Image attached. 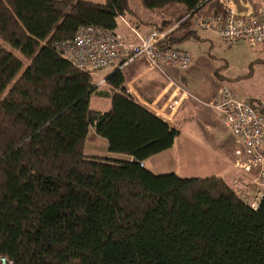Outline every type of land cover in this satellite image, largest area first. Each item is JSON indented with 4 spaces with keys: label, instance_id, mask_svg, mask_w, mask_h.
Wrapping results in <instances>:
<instances>
[{
    "label": "trees",
    "instance_id": "obj_1",
    "mask_svg": "<svg viewBox=\"0 0 264 264\" xmlns=\"http://www.w3.org/2000/svg\"><path fill=\"white\" fill-rule=\"evenodd\" d=\"M104 1L0 0V84L18 53L28 59L0 90V256L13 264H264V199L252 209L219 175L153 174L143 162L180 131L126 93L121 69L98 86L55 49L84 26L113 31L132 12L129 0ZM140 3L183 9L158 29L225 10L222 0ZM160 47H174L170 36ZM95 95L110 107L92 109ZM89 128L110 155L85 153Z\"/></svg>",
    "mask_w": 264,
    "mask_h": 264
},
{
    "label": "built area",
    "instance_id": "obj_2",
    "mask_svg": "<svg viewBox=\"0 0 264 264\" xmlns=\"http://www.w3.org/2000/svg\"><path fill=\"white\" fill-rule=\"evenodd\" d=\"M222 1L224 12L209 20L186 14L162 29H152L146 36L138 35L129 26L136 41L126 39L115 30L84 26L69 41L58 42L55 49L75 67L91 74L107 67L122 69L141 58L148 63V68L162 72L165 67L186 70L192 61L189 53L184 50L160 47V43L186 20L197 29L213 31L227 45H234L239 40L247 41L252 46L264 42V0H257L254 13L244 12L242 15L236 12L233 0ZM241 2L250 4L252 0ZM172 86V92L154 103L146 99L147 95L132 92L131 89H127L126 93L167 123L178 108L183 106V101L191 96L179 85ZM206 106L216 114L234 138L233 167L237 174L232 183L239 190L240 198L255 209L264 199V99L240 100L228 87L221 86ZM0 264L13 263L0 256Z\"/></svg>",
    "mask_w": 264,
    "mask_h": 264
},
{
    "label": "rangeland",
    "instance_id": "obj_3",
    "mask_svg": "<svg viewBox=\"0 0 264 264\" xmlns=\"http://www.w3.org/2000/svg\"><path fill=\"white\" fill-rule=\"evenodd\" d=\"M43 1L41 0V3ZM85 1H92L98 4L105 2L104 0ZM129 7L132 11L131 18L140 20L142 26L151 27L152 24H160L161 18H158L155 13L145 11L141 7L139 0H129ZM183 30V33L193 32L195 37L207 38L205 43H196L195 41L181 43L175 40L176 33L171 36L173 39L172 45L185 49L192 58L191 73H189L190 68L184 74L180 73L187 80L185 87L191 82L192 86L200 88L199 92L203 89H211L216 92L219 87L226 86L240 100L264 99V42L252 46L247 41L239 40L234 45H227L214 32L210 31L211 33L207 34L208 32L196 31L194 24H189ZM25 52L23 50L22 53L17 54L16 64L1 82L0 90L1 86L11 76L12 71L17 67L18 62L22 63V67L15 79L20 76L27 66L28 59L24 57ZM142 60L145 61L143 58L136 61ZM143 61L144 68L148 67V63ZM111 69L112 67H107L101 70L102 76L110 72ZM219 79L220 82H218ZM214 85L217 88L212 89ZM189 93L191 95L190 99L207 108L206 103L209 98L201 97V99L194 91V95L191 92ZM109 105L110 101L108 99L106 100L96 95L91 97L89 101V106L95 110L105 111L109 108ZM203 108L196 110L188 120L182 122L180 135L175 140L173 156L168 153V157H171L168 161L173 162L174 173L179 177L193 176V174L197 173L198 175H205L219 167V161L217 160L219 155L229 159L232 156V137L229 131L225 129L215 113ZM88 131L85 140V153L103 156L110 155L107 153L101 139L94 134L93 130L89 128ZM90 146L95 148L93 153L89 151ZM181 167L185 169H180ZM217 174L221 175V172ZM222 178L227 184L229 183L226 175L222 176Z\"/></svg>",
    "mask_w": 264,
    "mask_h": 264
},
{
    "label": "crops",
    "instance_id": "obj_4",
    "mask_svg": "<svg viewBox=\"0 0 264 264\" xmlns=\"http://www.w3.org/2000/svg\"><path fill=\"white\" fill-rule=\"evenodd\" d=\"M139 2H140V0H139ZM233 2H234V6L236 7V12L240 15H242V13H244V12H247L250 14L254 13L256 10V7H257L256 6L257 0H252V2L250 4H245V3L241 2V0H233ZM140 5H141V3H140ZM148 12H152V13L157 14L158 18H161V20H160V23H161L162 19H174L176 16H178L179 14H181L183 12V9L178 5H174L172 7L162 9V11H148ZM131 14H132V12L128 13L127 16H125V17H119L117 19V22H116L117 27H116L115 31H118L121 35L125 36L126 39L136 41V37L130 32L129 26L134 28V30L138 33V35L146 36L151 32L152 29L157 28L160 25V24H152L151 27L142 26V24L140 23V20H136V19L131 18ZM189 24H192V23L190 22V23L186 24V26H189ZM186 26L178 27L177 29H175V31L172 32V34L170 35V41L173 42V39L171 36L175 35V33H176V39L175 40L177 42H181V43H187V41H191V42L195 41L196 43H199V42L205 43L206 42L207 38L205 39L203 37H195L193 32L183 33V31H184L183 28H186ZM196 31H202V32L204 31L206 33L208 32V31H205V30H202L199 28L198 29L196 28ZM211 32H213V31H211ZM210 33L208 32L207 34H210ZM179 49L186 51L183 48H179ZM186 52H188V51H186ZM142 61H136V62L130 63L129 66L122 68L121 71H123V74H124V78H125V82H126V90L131 89L132 92L140 93L141 95H147L146 99L151 103L152 102L154 103L158 99H161V97H163L167 93L172 92L173 91V86H172L173 84L179 85L180 87L183 88V90L187 91L188 93L191 92V94H193V91L196 92V94H198L200 98L202 97V98H206V99L209 98L210 99L215 94V92H213L211 89H208V90L203 89L199 92L200 88L192 86L191 82L187 86L188 88L185 87V85H187L186 84L187 80L184 79L183 76L180 75V73L184 74V72L188 71L189 68H190L189 73H191L192 61L186 70H179V69H173V68L165 67V68H163L162 72H159L157 69L152 70L148 67L144 68V66H143L144 64L142 63ZM137 62H140V63H137ZM143 62H145V61H143ZM112 70L113 69H111V71ZM125 71H126V73H125ZM108 73H106V74H108ZM93 75L97 79V85L103 86L104 77L106 75L102 76L101 71L94 73ZM101 80H102V82H100ZM218 82H220V79ZM217 84H219V83H217ZM219 86H221V85H219ZM215 87L216 86L214 85L212 87V89ZM103 99H105V98H103ZM183 103H184L183 106L178 108L177 112L175 114H173L171 116V118H169L167 121L168 125H170L171 127L177 128L180 132H181L180 125L182 124V122L188 120L190 118L191 114H193L196 110H201L204 107L205 110H207V111L209 110L210 112H212L208 107L206 108L205 106L200 105L199 103H197L196 101H194L193 99H190V98L184 100ZM225 129H227V128H225ZM229 134H230V132H229ZM179 135H180V133H179ZM230 136H231V134H230ZM231 137H232V148H233L234 147V138H233V136H231ZM176 138H175V140H176ZM99 139H101V138L99 137ZM101 142L106 147V142H104L103 139H101ZM174 147H175V142H174V145L170 149H168L164 152L158 153L157 155H154V156L147 158L143 162L144 167L148 168L155 175L169 174V172L174 173V169H173L174 167L172 166L173 162L168 161L171 158V157H168V153L173 156L172 152H173ZM94 149L95 148L93 146H90L89 151L93 153ZM94 155H97V154H94ZM115 157H119V156H115ZM233 159H234V148L232 150V156L230 159L223 157V155H219V157L217 159L219 161V167H217L214 171L211 170L212 172L206 173L205 175H198V173H197V174H193V176L205 177L207 175H219V176L222 175L224 177L226 175V178L229 179V183L232 184V181L235 179L236 174H237V172L235 171V169L233 167V163H234ZM180 169H185V168L181 167ZM216 170H220V171H216ZM196 172H198V171H196ZM219 172H221V175L217 174ZM193 176H187V177H193ZM223 180H224V178H223Z\"/></svg>",
    "mask_w": 264,
    "mask_h": 264
}]
</instances>
